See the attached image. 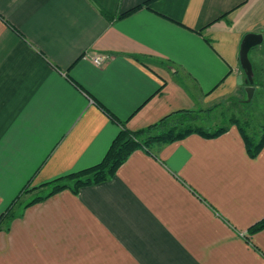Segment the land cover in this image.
Segmentation results:
<instances>
[{"label":"crops","instance_id":"obj_1","mask_svg":"<svg viewBox=\"0 0 264 264\" xmlns=\"http://www.w3.org/2000/svg\"><path fill=\"white\" fill-rule=\"evenodd\" d=\"M249 33H264V0H0V216L33 189L0 225V264H264V230L248 234L264 148L250 158L230 121L27 206L98 164L115 121L134 132L245 93Z\"/></svg>","mask_w":264,"mask_h":264},{"label":"trees","instance_id":"obj_2","mask_svg":"<svg viewBox=\"0 0 264 264\" xmlns=\"http://www.w3.org/2000/svg\"><path fill=\"white\" fill-rule=\"evenodd\" d=\"M143 6L147 7L148 3L135 7L134 9L120 15L118 18H123ZM103 15L109 18L106 14L103 13ZM261 34L264 35V33ZM262 44H264V42H262ZM252 71L253 77L256 78L253 68ZM246 85L249 86V84ZM253 85L254 83L252 86ZM99 108L106 112L100 105ZM201 112L202 111H177L165 116L160 121L147 128L134 132L128 130L124 123L115 121V119L106 112L110 119L120 126V131L112 140L102 160L92 167L69 173L42 185L41 188H47L48 192L44 196L35 197L27 206L43 201L64 190H69L71 193L76 194L82 187L97 185L107 181L115 175L117 169L128 159L130 154L137 149L151 152V150H149L150 148L173 143L190 134H198L204 138H216L225 132L226 127H219L211 131H206L201 126H198L197 122L200 120L198 114ZM230 122L237 126L244 140L247 155L252 159L255 158L262 148H264V126H262L259 138L256 140V137L249 136L246 133L244 127H242L237 120L233 119ZM29 191H33V189H28V187H26L21 195ZM20 196L13 201L7 211L0 216V225L10 218L11 209ZM261 230H264V219L254 224L248 230V234L253 235Z\"/></svg>","mask_w":264,"mask_h":264},{"label":"rangeland","instance_id":"obj_3","mask_svg":"<svg viewBox=\"0 0 264 264\" xmlns=\"http://www.w3.org/2000/svg\"><path fill=\"white\" fill-rule=\"evenodd\" d=\"M248 58L256 74V78L253 77L254 85L252 86L253 92L250 100H248L247 93L244 90L245 93L222 101L211 110L208 109L202 111L203 113H199L198 126L206 131H211L226 126L228 121L234 119L244 127L249 136L256 137V140L259 138L261 128L264 126V44L252 49ZM242 72L244 73L243 70ZM153 148L149 150L152 151Z\"/></svg>","mask_w":264,"mask_h":264},{"label":"water","instance_id":"obj_4","mask_svg":"<svg viewBox=\"0 0 264 264\" xmlns=\"http://www.w3.org/2000/svg\"><path fill=\"white\" fill-rule=\"evenodd\" d=\"M262 42H264V35L260 33H249L243 37L240 44L239 64L241 69L244 71V75L246 77L245 82L249 84L248 88L245 89L248 100H250L253 92V71L248 54L252 49L260 46Z\"/></svg>","mask_w":264,"mask_h":264},{"label":"built area","instance_id":"obj_5","mask_svg":"<svg viewBox=\"0 0 264 264\" xmlns=\"http://www.w3.org/2000/svg\"><path fill=\"white\" fill-rule=\"evenodd\" d=\"M104 60L105 58L102 55H99V56L94 57L93 62L96 65H101Z\"/></svg>","mask_w":264,"mask_h":264}]
</instances>
